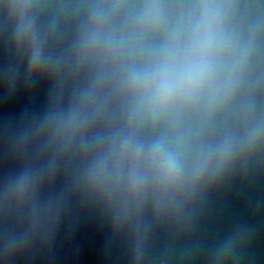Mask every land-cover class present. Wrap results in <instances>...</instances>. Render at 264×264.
<instances>
[{
	"label": "water",
	"instance_id": "1",
	"mask_svg": "<svg viewBox=\"0 0 264 264\" xmlns=\"http://www.w3.org/2000/svg\"><path fill=\"white\" fill-rule=\"evenodd\" d=\"M0 264H264V0H0Z\"/></svg>",
	"mask_w": 264,
	"mask_h": 264
}]
</instances>
